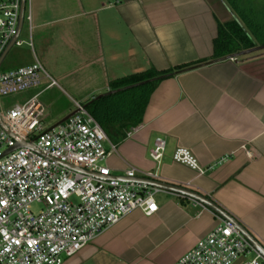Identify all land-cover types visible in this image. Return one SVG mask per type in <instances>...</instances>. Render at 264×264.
<instances>
[{
    "label": "crops",
    "instance_id": "0c3cea01",
    "mask_svg": "<svg viewBox=\"0 0 264 264\" xmlns=\"http://www.w3.org/2000/svg\"><path fill=\"white\" fill-rule=\"evenodd\" d=\"M24 10L13 70L35 60L54 82L37 97L44 95L43 111L57 99L83 104L129 75L187 66L158 82L142 122L104 166L115 178L128 168L156 173L206 198L264 249V49L211 59L216 26L234 20L220 0H25ZM47 84L42 79L23 101ZM68 107L55 110L51 126L42 118V128L60 124L74 112ZM157 137L165 144L158 166L148 158ZM175 148L211 169L197 176L173 163ZM154 203L152 215L130 213L62 264H172L216 225L212 212L187 199L160 193Z\"/></svg>",
    "mask_w": 264,
    "mask_h": 264
},
{
    "label": "built area",
    "instance_id": "2783aa9c",
    "mask_svg": "<svg viewBox=\"0 0 264 264\" xmlns=\"http://www.w3.org/2000/svg\"><path fill=\"white\" fill-rule=\"evenodd\" d=\"M19 2L0 0V55L16 36ZM22 20L29 21L25 10ZM21 45L16 38L11 47ZM42 79L48 81L43 90L19 105L0 110L4 127L0 128V264H62L130 213L152 215L156 211L155 195L164 193L185 199L144 183L165 184L156 173L128 168L123 178L111 177L104 160L114 145L81 104L73 102L72 116L43 129L44 111L37 97L54 82L37 61L0 73V98L37 89ZM12 139L31 149L18 148L3 155L13 148ZM164 146L163 139L157 137L148 150V158L156 166ZM225 160L222 158L219 164ZM171 161L197 176L211 169H201L183 148L172 151ZM32 205H38L40 210L32 213ZM213 217V229L172 264H264L237 230L218 216Z\"/></svg>",
    "mask_w": 264,
    "mask_h": 264
},
{
    "label": "trees",
    "instance_id": "16d2710c",
    "mask_svg": "<svg viewBox=\"0 0 264 264\" xmlns=\"http://www.w3.org/2000/svg\"><path fill=\"white\" fill-rule=\"evenodd\" d=\"M220 1L234 20L216 26L211 59H228L253 48L263 50L264 0ZM185 68L187 66L161 73L148 70L126 76L110 82L108 93L81 105L101 128L107 140L116 145L124 139L128 128L140 125L148 98L158 82Z\"/></svg>",
    "mask_w": 264,
    "mask_h": 264
},
{
    "label": "water",
    "instance_id": "95a60500",
    "mask_svg": "<svg viewBox=\"0 0 264 264\" xmlns=\"http://www.w3.org/2000/svg\"><path fill=\"white\" fill-rule=\"evenodd\" d=\"M24 3L25 0H20L19 2V12H18V20H17V26H16V36L10 41V43L7 45V47L3 50V52L0 55V63L3 60V58L5 57L7 51L9 50V48L11 47L12 43L14 42V40L17 38L20 29H21V25H22V19H23V11H24ZM261 50L260 48H253L250 49L248 51H244L241 52L239 54H237L234 57H230L228 59H235V58H240L243 56H248L254 52H257ZM74 114L71 113L69 116H67L66 118H64L61 123L63 121H65L66 119H68L70 116H72ZM0 128L4 130V127L1 125L0 123ZM13 140V139H12ZM14 141V146L12 149L5 151L3 153V155H5L6 153L14 150V149H18V148H27V149H31L30 146L28 144H22L16 140ZM75 172H78L80 174H84V175H88L91 177H95L94 174H89L87 172H84L82 170H73ZM96 178V177H95ZM144 183H146L149 186L164 190L166 192L172 193V194H176L178 196H182L185 199H188L190 201H193L199 205H201L203 208L207 209L208 211L212 212L214 215L218 216L220 219H222L223 221H226L227 223H229L235 230H237L239 232V234L252 246V248L264 259V249L246 232L244 231L234 220H232L229 216H227L224 212H222L218 207H216L212 202L208 201L206 198H203L195 193H192L190 191L184 190V189H180L174 186H170V185H166V184H161V183H156V182H149V181H145Z\"/></svg>",
    "mask_w": 264,
    "mask_h": 264
},
{
    "label": "rangeland",
    "instance_id": "374dc122",
    "mask_svg": "<svg viewBox=\"0 0 264 264\" xmlns=\"http://www.w3.org/2000/svg\"><path fill=\"white\" fill-rule=\"evenodd\" d=\"M26 31V23L25 21L22 23V29H21V35L23 36L24 33ZM24 48V47H22ZM21 48V49H22ZM15 47H11L8 52L6 53L4 59L1 61L0 63V73H6V72H10L13 71V64H15L17 62V60L15 59V57H13V54L16 52ZM24 100V95L23 94H17L14 96H10V97H6V98H0V110H2L3 108H10L13 105H19L21 104ZM38 101L42 104H44V95L38 98ZM67 102V101H66ZM57 104H53L51 106L46 105L44 114H43V127H48L51 126L54 122H55V110H59V107L61 106H69V112H71L73 110V106L71 104V102H67L65 103L64 101H59L58 99L56 100ZM30 210L32 213H36L40 210V207L38 205H32L30 207ZM90 262L89 264H96L95 262L92 261H88ZM87 264V263H85Z\"/></svg>",
    "mask_w": 264,
    "mask_h": 264
}]
</instances>
